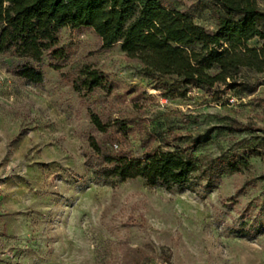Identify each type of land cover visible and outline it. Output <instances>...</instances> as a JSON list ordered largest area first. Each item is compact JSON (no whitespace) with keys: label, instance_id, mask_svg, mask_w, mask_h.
Masks as SVG:
<instances>
[{"label":"rangeland","instance_id":"1","mask_svg":"<svg viewBox=\"0 0 264 264\" xmlns=\"http://www.w3.org/2000/svg\"><path fill=\"white\" fill-rule=\"evenodd\" d=\"M164 3L215 28L211 0ZM256 4L264 10V0ZM59 40L69 62L54 70L44 56L37 83L18 74L20 61L0 56V264H264V135L226 127L264 128V71L242 68L233 83L206 91L147 72L88 27H62ZM85 64L114 82L110 94L72 88L71 69ZM91 113L130 119L123 147L133 151L143 134L173 133L170 146L198 137V158L245 156L249 168L212 185L199 172L171 189L141 178L107 185L86 165Z\"/></svg>","mask_w":264,"mask_h":264},{"label":"trees","instance_id":"2","mask_svg":"<svg viewBox=\"0 0 264 264\" xmlns=\"http://www.w3.org/2000/svg\"><path fill=\"white\" fill-rule=\"evenodd\" d=\"M211 2L215 28L209 31L195 23L190 13L169 7L164 0H0V56L20 61L15 66L18 74L37 83L42 79L39 65L44 56L54 70L70 60L71 48L60 43V29L88 27L105 47L120 42L126 57L147 72L177 76L193 88L212 91L218 84H227V79L233 83L242 68L263 72L264 10L256 0ZM252 38L260 40L258 47L247 45ZM71 72L69 82L79 95L99 92L105 97L114 86L93 64L73 67ZM244 85L254 89L256 82ZM171 86L164 96L174 94ZM90 118L94 134L87 140L86 165L94 178L107 185L141 178L148 187L171 189L186 184L196 172L212 185L223 174L249 168L245 156L198 158L194 154L201 142L198 137L170 146L179 137L173 133L170 139L143 134L142 149L133 151L123 147L130 119L106 113H91ZM226 127L230 132L264 135V128L237 120ZM157 138L159 144L154 145Z\"/></svg>","mask_w":264,"mask_h":264},{"label":"built area","instance_id":"3","mask_svg":"<svg viewBox=\"0 0 264 264\" xmlns=\"http://www.w3.org/2000/svg\"><path fill=\"white\" fill-rule=\"evenodd\" d=\"M230 102H233V99L232 98H230V99H228Z\"/></svg>","mask_w":264,"mask_h":264}]
</instances>
